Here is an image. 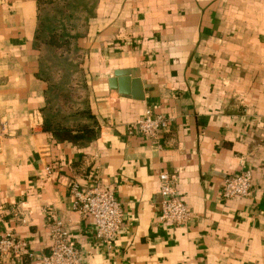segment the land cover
Returning a JSON list of instances; mask_svg holds the SVG:
<instances>
[{"label": "crops", "instance_id": "crops-1", "mask_svg": "<svg viewBox=\"0 0 264 264\" xmlns=\"http://www.w3.org/2000/svg\"><path fill=\"white\" fill-rule=\"evenodd\" d=\"M37 2L0 0V238L46 252L52 210L82 264H264V0H93L77 45L96 126L82 143L44 127ZM147 112L167 120L154 141L131 132ZM247 170L252 196L222 200ZM161 174L187 226L160 223ZM72 181L114 189L124 221L110 245L74 210Z\"/></svg>", "mask_w": 264, "mask_h": 264}, {"label": "built area", "instance_id": "built-area-1", "mask_svg": "<svg viewBox=\"0 0 264 264\" xmlns=\"http://www.w3.org/2000/svg\"><path fill=\"white\" fill-rule=\"evenodd\" d=\"M167 127V120L161 116H153L147 112L145 118L138 120L131 132L138 133L145 139L154 141L161 130ZM95 173V180L98 178ZM264 177V173H263ZM264 179V178H263ZM161 196L160 223L173 227H184L190 223L189 207L178 195V184L169 174H161L159 178ZM253 172L247 170L226 179L219 192L222 200L250 198L253 194ZM73 196V208L94 227L95 238L110 245L122 230L124 210L117 201L115 191L111 187L96 185L83 186L77 181L69 183ZM50 211V219L46 225L49 234V244L46 252L32 254L26 240L7 232L0 238V259L34 257L37 264H82L81 251L72 241L69 227Z\"/></svg>", "mask_w": 264, "mask_h": 264}, {"label": "trees", "instance_id": "trees-1", "mask_svg": "<svg viewBox=\"0 0 264 264\" xmlns=\"http://www.w3.org/2000/svg\"><path fill=\"white\" fill-rule=\"evenodd\" d=\"M37 1L35 43L41 52L39 77L47 83L44 127L58 141L82 143L95 136L96 126L91 122L93 116L88 106L87 83L82 66L84 53L77 45L86 32L93 0ZM51 55L57 57V66L70 62L68 67H72V70L63 73L54 63H50ZM62 76H65L63 80Z\"/></svg>", "mask_w": 264, "mask_h": 264}, {"label": "rangeland", "instance_id": "rangeland-1", "mask_svg": "<svg viewBox=\"0 0 264 264\" xmlns=\"http://www.w3.org/2000/svg\"><path fill=\"white\" fill-rule=\"evenodd\" d=\"M89 6V5H88ZM88 6H86L85 7V10H87V8H88ZM56 58L57 57H55V56H50V63H54L55 64V66L58 68H60L62 71H63V73H65L66 71H70V70H72V67H68V64L70 63V62H62V63H60L58 66L56 65L57 63H56ZM82 63V62H81ZM82 66H83V64H82ZM58 68V69H59ZM84 70V69H83ZM84 72H85V70H84ZM65 78V76L63 77L62 76V80ZM78 79H80V78H78ZM61 80V81H62ZM66 80V79H65ZM86 91H87V94H88V98H89V93H88V90L86 89ZM77 102H79V103H83V101L82 100H77Z\"/></svg>", "mask_w": 264, "mask_h": 264}, {"label": "water", "instance_id": "water-1", "mask_svg": "<svg viewBox=\"0 0 264 264\" xmlns=\"http://www.w3.org/2000/svg\"><path fill=\"white\" fill-rule=\"evenodd\" d=\"M123 74H117V76H122Z\"/></svg>", "mask_w": 264, "mask_h": 264}]
</instances>
